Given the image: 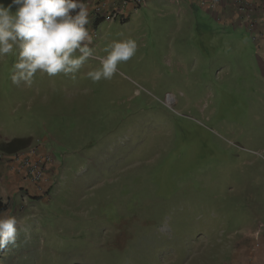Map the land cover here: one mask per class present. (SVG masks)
<instances>
[{"label": "rangeland", "instance_id": "obj_1", "mask_svg": "<svg viewBox=\"0 0 264 264\" xmlns=\"http://www.w3.org/2000/svg\"><path fill=\"white\" fill-rule=\"evenodd\" d=\"M115 2L94 0L75 79L15 84L0 59V144L24 141L0 147V215L21 221L0 264H263L264 42L206 0L98 17ZM127 37L111 80L84 75Z\"/></svg>", "mask_w": 264, "mask_h": 264}, {"label": "clouds", "instance_id": "obj_2", "mask_svg": "<svg viewBox=\"0 0 264 264\" xmlns=\"http://www.w3.org/2000/svg\"><path fill=\"white\" fill-rule=\"evenodd\" d=\"M16 6V11L12 8ZM90 11L85 0H12L0 4V59L16 56L12 82L30 84L39 72L48 76L63 73L76 78L95 52L89 27ZM139 48L136 38L113 41L104 48L100 66L84 75L93 83L111 80L118 66L131 60ZM20 219L0 215V250L15 244Z\"/></svg>", "mask_w": 264, "mask_h": 264}, {"label": "crops", "instance_id": "obj_3", "mask_svg": "<svg viewBox=\"0 0 264 264\" xmlns=\"http://www.w3.org/2000/svg\"><path fill=\"white\" fill-rule=\"evenodd\" d=\"M99 1V0H98ZM109 4V0H104ZM117 3H121V0H116ZM87 2L89 10L92 8L94 0H85ZM206 8L209 12L222 18L227 24L233 27L244 28L251 35H254V39H262L264 42V0H206ZM260 36V37H259ZM258 45H260L258 43ZM264 251V246L261 247ZM248 254V253H247ZM250 255V254H249ZM259 254H253L257 260H262L264 264V258H258Z\"/></svg>", "mask_w": 264, "mask_h": 264}, {"label": "built area", "instance_id": "obj_4", "mask_svg": "<svg viewBox=\"0 0 264 264\" xmlns=\"http://www.w3.org/2000/svg\"><path fill=\"white\" fill-rule=\"evenodd\" d=\"M132 2L134 1L135 3H141L145 0H131ZM147 1V0H146ZM106 3H103V6H105ZM127 4V0H123L121 4L118 3H113L112 4V9L107 12L104 16H100L99 14L98 17L103 19V20H114L117 18L118 14L122 15L121 13L124 11L125 5Z\"/></svg>", "mask_w": 264, "mask_h": 264}, {"label": "trees", "instance_id": "obj_5", "mask_svg": "<svg viewBox=\"0 0 264 264\" xmlns=\"http://www.w3.org/2000/svg\"><path fill=\"white\" fill-rule=\"evenodd\" d=\"M121 20L125 21L126 19L122 18ZM19 142H24V141H23V139H15V140H11L10 142H8L6 144H4V143L0 144V147H14L15 145H18ZM25 142H27V143H24V145H27L28 144V140L25 141ZM2 210H3V205L0 202V211H2Z\"/></svg>", "mask_w": 264, "mask_h": 264}]
</instances>
